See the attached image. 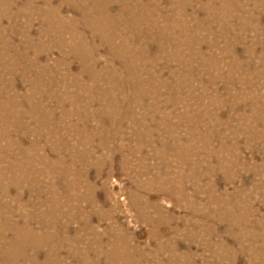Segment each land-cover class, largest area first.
<instances>
[{
	"label": "rangeland",
	"instance_id": "rangeland-1",
	"mask_svg": "<svg viewBox=\"0 0 264 264\" xmlns=\"http://www.w3.org/2000/svg\"><path fill=\"white\" fill-rule=\"evenodd\" d=\"M0 264H264V0H0Z\"/></svg>",
	"mask_w": 264,
	"mask_h": 264
},
{
	"label": "bare ground",
	"instance_id": "bare-ground-1",
	"mask_svg": "<svg viewBox=\"0 0 264 264\" xmlns=\"http://www.w3.org/2000/svg\"><path fill=\"white\" fill-rule=\"evenodd\" d=\"M39 54V53H38ZM20 223V222H19ZM41 254V253H40ZM46 257V256H45Z\"/></svg>",
	"mask_w": 264,
	"mask_h": 264
}]
</instances>
